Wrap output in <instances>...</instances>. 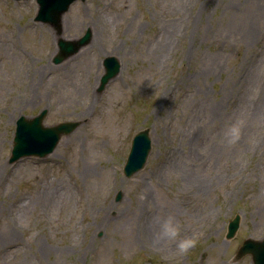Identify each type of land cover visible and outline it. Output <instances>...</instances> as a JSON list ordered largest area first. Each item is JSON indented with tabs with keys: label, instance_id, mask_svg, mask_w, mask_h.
<instances>
[{
	"label": "rangeland",
	"instance_id": "rangeland-1",
	"mask_svg": "<svg viewBox=\"0 0 264 264\" xmlns=\"http://www.w3.org/2000/svg\"><path fill=\"white\" fill-rule=\"evenodd\" d=\"M37 9L36 0H0V161L9 170L0 206L19 216L13 247L0 242V264H254L236 253L245 239L264 238V195L261 210L252 198L264 178V122L235 142L229 129L247 127L241 104L264 87V0H75L61 35L34 19ZM87 29L91 41L55 62L59 37ZM109 56L122 67L99 90ZM28 59L58 68L17 72ZM31 82L39 96L21 105L14 96ZM44 109L45 125H79L52 154L10 162L17 119ZM146 127L152 150L128 177L132 138ZM42 179L60 185L52 202L37 199ZM209 202L216 211L207 216ZM147 211L173 221L177 235L150 243L137 233ZM184 240L194 243L181 252Z\"/></svg>",
	"mask_w": 264,
	"mask_h": 264
},
{
	"label": "water",
	"instance_id": "water-1",
	"mask_svg": "<svg viewBox=\"0 0 264 264\" xmlns=\"http://www.w3.org/2000/svg\"><path fill=\"white\" fill-rule=\"evenodd\" d=\"M39 7L35 16L36 21L50 23L57 29L58 34L62 33V17L69 9L70 4L75 0H36ZM92 38L91 29H87L85 34L75 40L59 38L60 50L55 56V62H61L68 56L78 52L87 45ZM105 73L101 77L99 90H103L106 84L116 76L121 67V63L116 56H109L104 59ZM47 109L42 110L33 117L21 115L16 122L13 148L9 158L10 162H15L26 156L43 157L53 152L63 135L69 134L79 125L78 121H62L54 125H45L44 119ZM152 150V138L150 129L145 128L138 131L132 140L130 152L128 154L124 173L131 177L134 173L144 167L148 156ZM122 197V192L116 196L117 200ZM240 216L236 215L228 225L227 237H233L239 227ZM250 253L254 264H264V239H245L237 252L236 260Z\"/></svg>",
	"mask_w": 264,
	"mask_h": 264
},
{
	"label": "bare ground",
	"instance_id": "bare-ground-1",
	"mask_svg": "<svg viewBox=\"0 0 264 264\" xmlns=\"http://www.w3.org/2000/svg\"><path fill=\"white\" fill-rule=\"evenodd\" d=\"M64 23H68L67 21H64ZM93 31V30H92ZM93 37V32H92ZM92 39V38H91ZM31 59H28V62L26 63H20L17 67V72H27L28 74L30 72L32 73H42L48 71L55 70V65H51L50 63L42 64L37 67L31 66ZM264 84V83H263ZM32 82L27 83L25 88L20 92L21 96H24L22 98L20 95L18 98L14 96V100L18 99V103L21 105L31 104L37 100L39 96V91L36 89V85ZM264 86V85H263ZM258 91V90H257ZM258 98L254 101H252L250 104H247V100L245 101L246 104H241L242 110L246 112L247 117V127H243L244 124L241 122L239 130L244 133V136H249L251 134L252 129L254 126L258 127L259 122H264V87L261 89V91L257 92ZM259 98L261 100L259 101ZM243 136V137H244ZM242 137V139H243ZM64 137L62 138L61 142L63 141ZM52 154V153H51ZM258 174L264 172V164L256 165ZM84 172H90L92 167H84ZM93 170V169H92ZM91 170V171H92ZM9 170L5 165L0 161V184L4 181V179L7 177ZM194 186H197L198 191H204L207 189V183L206 178H193L191 179ZM260 189L259 191L252 197L255 200V203L257 204V207L261 210L263 205V195H264V178L260 179ZM60 185H57L53 182L46 183L45 179H42L35 188V193L37 195V199H39L42 202H49L53 201L57 197L58 189ZM148 198V196H146ZM22 199L21 201H23ZM204 200V199H203ZM26 201V199L24 200ZM111 207H108L106 210H103L104 215L102 217V220L100 223H97V228H99L106 220V218H109L108 211ZM264 208V207H263ZM216 211L209 202L208 205L204 207V212L208 215L213 214ZM106 212V213H105ZM218 215V212L216 213ZM215 215V216H216ZM142 223L139 224V227L137 228V233L142 234L146 240H148L150 243H154L160 239H163L164 236L162 235V226L163 221L155 219L153 215L150 214L149 211H147L146 215H143ZM18 214L12 211L7 210L5 207L0 206V220L4 221L0 225V242H5L3 244V247L5 250H10L9 247H13L14 239L16 237L17 227H18ZM132 235V242L135 241L136 237H133Z\"/></svg>",
	"mask_w": 264,
	"mask_h": 264
},
{
	"label": "clouds",
	"instance_id": "clouds-1",
	"mask_svg": "<svg viewBox=\"0 0 264 264\" xmlns=\"http://www.w3.org/2000/svg\"><path fill=\"white\" fill-rule=\"evenodd\" d=\"M229 135H230V142H235L236 140H238L240 135L239 128L235 126L230 128ZM177 232H178V227L171 220L167 221L162 226V235L165 237H175L177 235ZM193 243L194 242L192 240L181 241L178 245L179 250L181 252H186L193 245Z\"/></svg>",
	"mask_w": 264,
	"mask_h": 264
}]
</instances>
